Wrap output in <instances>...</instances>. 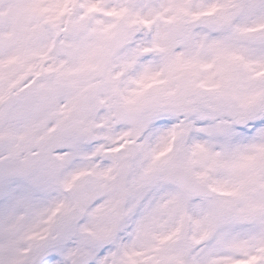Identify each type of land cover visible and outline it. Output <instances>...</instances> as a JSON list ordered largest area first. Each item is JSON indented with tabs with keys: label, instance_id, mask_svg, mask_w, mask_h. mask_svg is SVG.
I'll list each match as a JSON object with an SVG mask.
<instances>
[{
	"label": "snow or ice",
	"instance_id": "1",
	"mask_svg": "<svg viewBox=\"0 0 264 264\" xmlns=\"http://www.w3.org/2000/svg\"><path fill=\"white\" fill-rule=\"evenodd\" d=\"M0 264H264V0H0Z\"/></svg>",
	"mask_w": 264,
	"mask_h": 264
}]
</instances>
